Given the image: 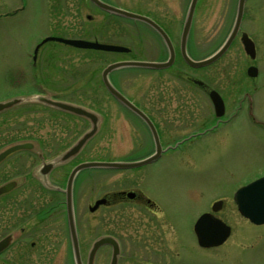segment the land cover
I'll list each match as a JSON object with an SVG mask.
<instances>
[{
    "label": "flooded vegetation",
    "instance_id": "obj_1",
    "mask_svg": "<svg viewBox=\"0 0 264 264\" xmlns=\"http://www.w3.org/2000/svg\"><path fill=\"white\" fill-rule=\"evenodd\" d=\"M102 1L113 3L109 0ZM90 2L108 16L105 11ZM191 2L192 0L181 2L182 15L178 21L171 20L172 12L169 11L168 0H156L157 4L153 7L149 0H142V5H150L151 8H148L151 11L129 9L123 4V9L143 14L163 29L174 50V62L162 69L135 67L131 70L139 74L145 72L148 75L140 76L146 79L150 75L153 76L157 100H139L128 95L123 87V95L147 116L153 126L134 109L124 103L121 106L117 102L123 108V163L143 161L151 157L155 159L132 168L94 169L123 172V187L110 186V189L103 192H100L101 189L94 191L97 195L93 202L83 208L79 207V197L76 196V182L82 172L93 168L79 171L73 180L72 207L81 252L86 230L94 235L95 223L100 221L102 214L101 219L118 218L123 229V236L114 231H105L100 235L114 237L119 242L118 264L122 256L123 264H176L179 260H176L174 255L170 256L174 248L168 242L167 231L162 229L167 230L169 227L174 233L178 232L184 244L183 248H186L187 244L172 216L160 201L159 181L163 182L164 172L185 165L195 166L199 157L212 154L216 150L234 151L231 144L228 147H225V144L240 138L241 126L247 130L257 127L264 135V0H244L242 19L229 47L214 62L201 67L187 63L182 54L183 28ZM203 2L204 0H197L185 41L186 53L194 61L211 58L221 50L236 27L240 0H216L223 7L224 13L221 23L217 22L216 27L221 26L216 38L207 37L206 24L198 17ZM26 7L27 0H24L20 8L6 16L17 15ZM128 22L138 25L139 28L137 27L135 37L136 47L129 46L131 50L124 53L129 57H124L123 60L166 62L171 58L172 49L165 36L147 22L135 23L123 16V38L128 36ZM244 34L251 41L250 51L245 48ZM208 43H212V51L205 55ZM126 79L128 78L123 77L124 83ZM41 89L34 84V87L30 88L33 94L28 95L29 98L23 97L20 105L24 108L39 106L48 114L55 110L61 116L76 117L40 102L38 96L48 95ZM35 95L38 96L34 97ZM15 108L0 112V129L4 127L2 123H5V118L11 121L7 133L0 131V154L15 143L14 115L11 116ZM84 119L90 122L91 128V120L85 117ZM101 129L99 120L98 130L88 143ZM53 138L50 135L38 137L32 140L34 148L12 152L0 161V188L8 183H15L11 189L0 194V241L8 238L9 242L0 252V264H76L73 256L72 259L69 258L73 248L67 206L68 180L73 168L83 162L78 157L88 143L77 155L61 162L56 158L75 142L65 149H60L56 140L61 138ZM31 158H39L41 162L33 171ZM92 177L90 174L86 179L90 180ZM102 199L104 202L96 205ZM219 200L224 201L222 210L226 199L210 198L209 205L199 210V216L211 213L222 219L218 216L221 210L212 211L213 203ZM244 218L252 227L264 226ZM222 220L231 228L229 236L222 244L224 245L233 235L234 228L232 224ZM198 246L201 247L199 244ZM103 248L108 249L112 258L113 247L104 245L99 251ZM83 264H86L84 260Z\"/></svg>",
    "mask_w": 264,
    "mask_h": 264
},
{
    "label": "rangeland",
    "instance_id": "obj_2",
    "mask_svg": "<svg viewBox=\"0 0 264 264\" xmlns=\"http://www.w3.org/2000/svg\"><path fill=\"white\" fill-rule=\"evenodd\" d=\"M23 1L0 0V101L17 95L29 98L28 95L33 94L30 88L36 84L48 95L86 105L98 113L102 129L80 153L79 160H123V108L103 84L102 70L109 63L123 60L129 55L118 52L97 53L57 41L45 43L39 49L36 61H33V54L41 40L52 34L135 48L139 26L128 22V36L123 38V20L107 16L89 0H27L25 10L12 17L6 16L20 8ZM109 1L122 8L124 4L129 9L140 8L148 11H151V6L157 4L156 0H149L151 6L142 5V0ZM182 1L184 0H168L169 11L172 12L171 20L178 21V18H181ZM201 6L198 17L206 24L207 37L216 38L221 26L216 27L217 22L221 23L224 19L223 7L216 0H204ZM87 14L91 17L88 18ZM211 44L206 45L205 55L212 51ZM133 68L135 67L126 66L113 71L110 74L113 84L122 92L124 87L128 95L139 100H157L153 76L143 78L144 76L140 75L146 73L131 72ZM125 71L131 73L124 74ZM133 75L138 77H132ZM123 77L128 78L125 83ZM12 115L16 141L35 140L50 135L56 139L61 138L56 140L60 149L70 146L90 129V122L84 118L60 114L51 116L39 106L16 107ZM5 120L0 131L7 133L11 121H7V118ZM260 132L257 127L247 130L241 126L240 138L225 144V147L231 144L234 151L216 150L212 154L199 157L195 166L185 165L164 172L163 182L159 181L160 201L172 216L187 244L186 248H183L184 244L178 232L174 233L169 227L167 230L162 229L167 231L168 242L174 248L170 256L174 255V258L176 256V260H179L176 264H264V226L253 228L240 214L233 198V193L238 187L264 174V135ZM40 163L39 158H31V170ZM93 171L94 169H90L82 172L76 182V196L79 197L81 208L93 202L97 195L94 191L101 189L100 192H103L110 189V186L123 187V172ZM90 174L93 180L86 179ZM210 198L226 199V205L218 216L233 225L234 233L220 247L202 248L198 246L193 225L200 214L199 210L209 205ZM81 214L83 216V211ZM101 218L102 214L100 221L95 223L94 235L86 230L83 236L82 258L86 264L93 240L103 232L114 231L123 236L118 218ZM70 254L69 258L72 259V253ZM110 255L108 249L103 248L98 252L95 264H110ZM119 264H123V256Z\"/></svg>",
    "mask_w": 264,
    "mask_h": 264
},
{
    "label": "water",
    "instance_id": "obj_3",
    "mask_svg": "<svg viewBox=\"0 0 264 264\" xmlns=\"http://www.w3.org/2000/svg\"><path fill=\"white\" fill-rule=\"evenodd\" d=\"M94 4H96L101 9L105 10L106 12H109L111 14L120 16V17H127L130 19L135 20H141L144 22H147L151 26L155 27L157 30H160V32L165 36L169 46L171 47V58L167 62H148V61H118L109 64L104 68L102 71V80L109 91V93L122 105L123 103L127 105L128 107L134 109L139 115H141L143 118H145L150 124V120L147 118L145 114H143L140 110L135 108L131 103L130 100L123 95L121 91H119L111 82L109 75L111 72H113L116 69L122 68L124 66H139V67H146V68H153V69H162L170 66L174 62V50L171 46V43L163 31V29L157 25L152 19L137 14L128 10H124L123 8L116 7L112 4L106 3L102 0H91ZM197 4V0H192L186 22L183 29V35H182V54L185 61L192 66L195 67H201L208 65L212 62H214L217 58H219L229 47L231 41L234 38V35L237 31V27L239 26L242 15H243V7H244V0H240L239 3V10L237 15V24L228 38L225 45L221 48L215 56L201 60V61H194L190 59L186 53L185 48V41L187 38V35L190 30L191 22L193 19V14L195 11V7ZM90 17V16H89ZM48 41H57L64 43L66 45L74 46L76 48L81 49H94V50H101V51H108V52H129L130 49L123 45H116V44H108V43H102L99 41H90L85 39H72V38H65V37H59V36H49L43 39L35 48L34 51V58L37 57L39 48ZM243 42L245 45V48L247 51H250L251 47V41L247 37L246 34L243 36ZM39 100L57 107L62 110H66L69 112H72L76 115L84 116L89 118L92 121V129L86 132L70 149H68L64 154H62L58 161H66L67 159L75 156L79 153V151L83 148L85 143L97 132L98 129V120L99 117L94 112L85 109L81 106H77L74 104L53 100L48 97H39ZM21 101L20 98H14L8 101L0 102V111H3L5 109H8L15 104L19 103ZM152 125V124H151ZM153 126V125H152ZM153 130L155 132V137L157 138V133L153 127ZM33 144L30 142L25 143H18L15 145L10 146L5 151H3L0 154V161L7 156L8 154L21 150V149H32ZM155 158H147L143 161L138 162H129V163H123V161H89V162H83L77 165L71 172L69 180H68V197H67V206H68V216H69V222H70V228H71V238H72V244H73V250H74V257L77 264H82V258H81V251L79 246V240L75 228L74 223V215H73V207H72V195H71V189L73 180L75 178V175L84 168H112V169H123V168H132L136 166H140L143 164H147L148 162L153 161ZM15 183H8L0 188V194L8 191L14 186ZM235 201L238 205V209L241 212L242 215L245 217H248L251 221L255 222L256 224H263L264 223V176L261 178L241 187L238 189V191L235 193ZM104 199L99 200L96 205L103 203ZM222 207V201L215 202L212 206L213 211H218ZM230 226L225 224L222 220L219 218L213 216L211 213H205L201 215V217L197 220L194 226V231L196 233L198 243L202 247H212V246H218L224 243V241L227 239V237L230 234ZM9 244L8 238H5L0 241V252L7 247ZM103 245H111L113 247V256L110 264H117L118 262V255L120 253V247L117 240L111 236H104L99 238L95 241L93 244V247L90 250L89 258H88V264H93L95 255L99 248Z\"/></svg>",
    "mask_w": 264,
    "mask_h": 264
},
{
    "label": "trees",
    "instance_id": "obj_4",
    "mask_svg": "<svg viewBox=\"0 0 264 264\" xmlns=\"http://www.w3.org/2000/svg\"><path fill=\"white\" fill-rule=\"evenodd\" d=\"M119 19V18H118ZM123 20V19H122ZM88 51H95V50H88ZM95 52H101V51H95ZM17 108H24L23 106H21V105H18L17 106ZM47 112V111H46ZM58 114V112L57 111H55V110H53L52 112H51V114H49V115H51V116H54V115H57ZM59 115V114H58ZM24 127V126H23ZM14 131H15V127H14ZM27 140H31V139H27ZM20 141V140H19ZM19 141H16L15 140V143L16 142H19ZM21 141H25V140H21Z\"/></svg>",
    "mask_w": 264,
    "mask_h": 264
}]
</instances>
